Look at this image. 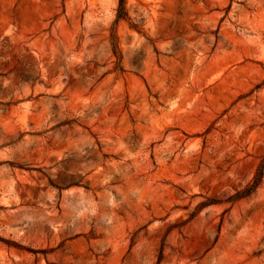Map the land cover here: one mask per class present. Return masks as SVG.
Segmentation results:
<instances>
[{"label":"rangeland","instance_id":"rangeland-1","mask_svg":"<svg viewBox=\"0 0 264 264\" xmlns=\"http://www.w3.org/2000/svg\"><path fill=\"white\" fill-rule=\"evenodd\" d=\"M118 6L0 0V264H264V0Z\"/></svg>","mask_w":264,"mask_h":264},{"label":"trees","instance_id":"trees-1","mask_svg":"<svg viewBox=\"0 0 264 264\" xmlns=\"http://www.w3.org/2000/svg\"><path fill=\"white\" fill-rule=\"evenodd\" d=\"M127 0H119L118 12H117V19H126L128 16L127 11ZM114 40L117 39V36L113 35ZM114 46V53L117 55L118 61V68L123 70L121 65L122 62V55L119 53V47L116 41L113 43ZM264 180V161L259 165L253 179L244 187L242 190H238L235 194L229 197V201L236 202L242 198L248 197L255 193L260 185L263 183ZM163 257V251L161 252V257Z\"/></svg>","mask_w":264,"mask_h":264}]
</instances>
